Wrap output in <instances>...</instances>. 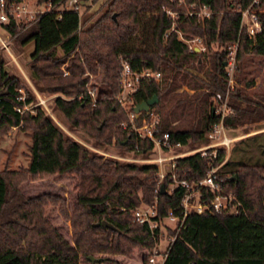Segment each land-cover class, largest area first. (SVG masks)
<instances>
[{
	"label": "trees",
	"instance_id": "1",
	"mask_svg": "<svg viewBox=\"0 0 264 264\" xmlns=\"http://www.w3.org/2000/svg\"><path fill=\"white\" fill-rule=\"evenodd\" d=\"M45 1L53 7L39 10L33 19L10 18L0 25L15 42H34L31 78L39 88L70 96L58 95L56 107L73 125L89 129L97 141L111 142L116 137L119 145L136 153L152 152V139L140 138L130 125L122 124L127 113L115 95L120 91L123 58L134 67L151 66L162 72L160 80L143 79L133 93L135 103L157 95L149 109L155 106L160 114L159 135L170 131L173 141L207 142L210 125L220 118L213 111L214 97L219 91L226 93L229 86L225 63L229 45L237 40V83L229 89L228 102L233 111L224 122L230 127L264 118V91L251 93L240 85L254 84L253 76L245 74L247 61L264 55V10H259L262 30L256 38L240 29L241 9L253 0H198L213 10L202 22L188 13L193 0H110L107 10L85 28L78 8L62 6L68 0ZM255 5L264 8V0ZM165 7L176 10L177 17ZM147 16L153 18L150 45H145L146 40L140 46L132 45L131 39L144 29ZM174 21L176 29L167 33ZM177 29L189 38L201 35L208 52L190 49ZM206 54L210 67L200 75L194 65ZM5 62L0 49V134L15 127L30 139L24 165L0 168V264H81L82 257L91 261L88 255L96 252L129 254L135 249L145 251L147 262L155 240L150 228L135 219V208L142 201L157 200L158 217L170 209L182 215L185 187L177 184L171 189L172 180L166 176L161 181L165 189L156 191L157 162L105 156L75 139L41 104L16 109L34 104L37 95ZM92 74L90 85L96 100L88 91ZM184 74L196 79L192 92L181 88ZM177 106L184 113L173 120ZM143 114L150 116L149 110ZM225 157L226 149L219 150L216 162ZM208 168V156L200 151L176 157L180 178L199 179ZM218 173L224 190L241 201L239 211H192L179 230L168 226L175 238L163 264H264V130L234 142ZM46 174L76 176L71 210L60 194L25 195L21 191L23 180ZM48 204H58L70 220L71 238L51 219ZM104 220L114 227L103 224Z\"/></svg>",
	"mask_w": 264,
	"mask_h": 264
},
{
	"label": "built area",
	"instance_id": "2",
	"mask_svg": "<svg viewBox=\"0 0 264 264\" xmlns=\"http://www.w3.org/2000/svg\"><path fill=\"white\" fill-rule=\"evenodd\" d=\"M180 2H186L187 0H179ZM74 5H66V8H78L76 3L78 0H73ZM259 3V0H253L251 4L241 9V22L240 29H245L247 33L256 38L257 34L262 30V20L259 15V10L262 7H257L255 4ZM49 6L46 9H51L53 5L49 2ZM189 14L196 15L198 21L202 22L209 17L213 10L208 3L199 2L193 0L188 3ZM166 11L172 15L175 19L178 12L170 7H165ZM27 0H0V22H6L10 18L29 20L33 19L35 15L29 13ZM29 13V14H27ZM176 29V22L174 21L170 29ZM178 30V37L188 43L190 49H195L196 46L200 50H206L207 45L204 43L201 35L193 37H186L182 30ZM0 43L5 44L0 36ZM239 40L229 45L228 59L226 60V69L229 76V86L226 93L221 91L217 92L214 100V112H216L220 118L218 121L212 123L208 129L209 140L202 145L187 147L188 143L180 140H171L170 131L160 133V114L155 110L149 109L150 116L145 114L141 115V111H136L133 93L138 89L140 82L143 79H155L160 80L162 78V72L154 69L151 66L134 67L129 60L121 59V67L118 78L120 91L115 95V99L124 108L127 113V119L122 122L126 126H131L136 135L140 138H150L153 140L152 153L154 156L145 157V161L157 162L159 167V182L156 187V191H159L161 187V181L169 176L172 180L171 189L177 184L185 187V195L182 200V215L175 214L173 209H170L168 214L158 217L157 200L154 202L142 201L134 210L135 219L146 224L154 237L155 245L148 257L147 264H163L167 251L173 242L175 235L169 234V244L164 251L160 249V240L163 233L168 226L179 230L184 223L185 217L189 212H203L211 210L213 212H232L236 213L240 209L241 201L236 197L233 192H227L223 188V177L218 173L220 165L224 162H216L218 151L221 149H230L231 143L234 140L232 136L228 134L227 125L224 122V117L231 113L233 110L229 106V89L235 85V67L238 51ZM88 91L93 96L94 100L97 99L96 92L89 88ZM40 104H46V98L39 95ZM24 108H28L24 105L22 108L17 106L16 109L22 111ZM200 151L202 155L208 156L209 168L206 174L199 179L180 178L175 170L176 157ZM174 221V224H170L166 219ZM161 254V258L158 259L157 255Z\"/></svg>",
	"mask_w": 264,
	"mask_h": 264
},
{
	"label": "rangeland",
	"instance_id": "3",
	"mask_svg": "<svg viewBox=\"0 0 264 264\" xmlns=\"http://www.w3.org/2000/svg\"><path fill=\"white\" fill-rule=\"evenodd\" d=\"M110 0H78L76 3L81 16L82 27L85 28L91 25L99 16H101L108 8ZM29 13H36L40 10H44L50 4L47 1L42 0H27ZM70 5L73 6V0H68L62 6ZM27 13V14H29ZM153 18L147 16L145 21L144 29H141L138 35L134 36L130 43L135 46H140L143 41L146 40L145 45H150V30ZM0 36L2 37L5 44L0 43V49L2 50L6 68L19 75L31 89L34 90L37 95V100L34 104H27L28 108L31 106L40 105L39 95L46 98V104H41L46 111H48L53 119L75 139L89 146L90 148L104 154L105 156H111L119 159L145 161L143 158L152 157L154 154L151 152L148 155H143L134 152L126 146L119 145L114 137L111 142L97 141L93 133L85 127L76 126L64 115V113L56 107L55 99L58 95L69 98L70 96L65 95L61 91H51L49 89L39 88L34 78L30 76V63L33 62L31 59V51L34 48V42L30 41L24 45L15 42L12 37L8 36L5 30L0 25ZM205 43V42H204ZM218 45L214 44V48ZM208 52V48L206 49ZM60 53V52H59ZM63 63L62 68L65 67ZM194 70L200 75L204 74V70L210 67V60L208 54L203 56L201 63H195ZM246 75L253 76L254 84L249 86L245 83H240L242 88L248 92L254 93L264 91V55L255 56V59H249L246 65ZM65 72L68 70L65 68ZM235 77V76H234ZM93 74L90 76V83H92ZM183 86L181 88L187 89L190 92L193 91L191 85H193L196 79L191 74H184L182 76ZM41 85H44L42 80H39ZM235 79V84H236ZM89 88L93 89L90 85ZM23 90V88L21 89ZM34 110V109H33ZM152 110L156 111V107L153 106ZM157 112V111H156ZM184 110L182 106H177L172 112V119L177 120L182 117ZM123 122V121H122ZM124 126V125H123ZM228 134L234 138L231 143L230 149H226V157L232 150L234 142L239 138L245 137L249 134L264 130V118H260L255 121L246 122L237 126H230L227 128ZM30 137L22 130L15 129V127L9 128V130L0 134V168L7 165L9 168H18L24 165L28 161V155L26 154L27 143ZM205 143V142H203ZM203 143H188L187 147L202 145ZM76 176L73 174H46L43 176L29 177L23 180L20 184L21 191L25 195H35L42 192H53L60 194L67 198L68 207L71 210L73 207V201L75 200L77 189L75 187ZM47 210L51 216V219L58 224L62 231L71 238L72 226L69 219L65 218L59 210L58 204H48ZM170 224H174L173 220L166 219ZM170 231L166 229L160 240V249L164 251L169 244V238L167 237ZM144 250L135 249L132 253H102L96 252V256L102 257L100 261L95 264H147L143 259ZM94 254V253H93ZM157 258H161V254L157 255ZM81 264H92L87 258H81Z\"/></svg>",
	"mask_w": 264,
	"mask_h": 264
},
{
	"label": "water",
	"instance_id": "4",
	"mask_svg": "<svg viewBox=\"0 0 264 264\" xmlns=\"http://www.w3.org/2000/svg\"><path fill=\"white\" fill-rule=\"evenodd\" d=\"M115 15V14H114ZM195 49L196 50H200L199 49V47L198 46H196L195 47ZM225 63H227V61L225 62ZM157 95H154L153 97H150V98H148L147 100H143V101H141V102H138L136 105H135V110L136 111H141V110H149V108H150V106L154 103V102H156L157 101ZM213 111H214V108H213ZM161 188L164 190L165 189V185H164V183H162L161 184ZM96 224H98V222L96 223ZM103 224H109L110 226H113L114 227V225L111 223V222H109V221H107V220H104L103 221ZM88 258L91 260V261H94V262H96V261H100L101 259H102V257H100V256H96L95 254H89L88 255Z\"/></svg>",
	"mask_w": 264,
	"mask_h": 264
}]
</instances>
